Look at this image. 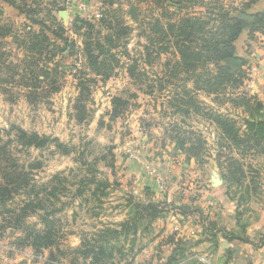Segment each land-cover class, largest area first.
I'll return each mask as SVG.
<instances>
[{"label": "rangeland", "instance_id": "rangeland-1", "mask_svg": "<svg viewBox=\"0 0 264 264\" xmlns=\"http://www.w3.org/2000/svg\"><path fill=\"white\" fill-rule=\"evenodd\" d=\"M106 1L86 0L87 14L80 17L75 13L76 19L97 21L109 9L103 5ZM156 1L160 3L114 0L117 13L104 19L129 32L117 39L112 54L119 63L110 60L113 68L105 76H97L89 68L83 39L75 34L76 19L63 23L66 18L59 15L73 14L66 6L71 0H13V5H0L1 144L8 143L11 157L26 171L40 165L29 171L36 185L50 184L56 175L66 179L53 183L57 198L47 204L54 210L49 219L58 233L56 247L37 253L20 244L25 231L2 229L8 215L0 207V264H86L82 258L74 263L78 256L71 251L84 237L105 228L118 229L123 222L132 224L137 203H155L157 217L150 221L147 213H138L136 235L129 232L111 241L122 251L115 255L117 264H216L210 255L217 251L218 239L248 241L246 227L250 224L260 228L253 238L255 245L264 242V157L237 151L230 154L210 114L227 116L244 130L242 121L248 114L229 99L245 96L264 105V34L249 36L246 28L234 43V60L242 62L234 71L243 73L242 86L217 94L196 91L190 74L175 73L174 64L180 58L174 40L156 32L155 21L166 29L169 22L186 16L203 18L211 9L240 8L245 1L192 0L193 6L176 14L171 0ZM132 6L134 17L129 13ZM46 9L56 23L50 22ZM209 25L207 30L216 32L214 25ZM105 28L103 25V34H111ZM7 31H13L14 36H7ZM39 32L73 38L74 47L54 56L52 48L41 55L27 52ZM49 38L58 49L63 47L54 35ZM46 68L49 78L40 73ZM27 69L37 75V82L24 73ZM80 82L85 83L84 97L78 100ZM114 97L127 102L116 118L111 116ZM13 128L46 136L50 142L40 149L21 147L15 142ZM173 137L186 138V147L200 146L199 157L187 159L175 149ZM55 139L68 154L56 147ZM229 155L244 164L245 178L239 184L226 181L219 168ZM161 156L165 161L162 170L158 167ZM149 168L156 169L165 182L164 191L147 176ZM144 177L149 179L147 183L136 184L137 178ZM40 212L27 217L22 226L42 230ZM191 238L193 243L207 239L210 246L189 245ZM225 254L231 253L226 250Z\"/></svg>", "mask_w": 264, "mask_h": 264}, {"label": "trees", "instance_id": "trees-1", "mask_svg": "<svg viewBox=\"0 0 264 264\" xmlns=\"http://www.w3.org/2000/svg\"><path fill=\"white\" fill-rule=\"evenodd\" d=\"M244 1L240 8L229 10L221 8L219 11L211 9L207 11L206 16L203 18L186 16L179 19L176 23L169 22L166 24V29H164L159 20L155 21L153 29L156 32H161V34L165 33L169 35L168 37L174 40V49L180 58V61L174 64L175 73L177 74L181 70L190 74L194 78V89L196 91L203 90L207 94H217L219 92L225 93L227 88L236 89L242 86L243 73L234 71L226 64L227 60L235 59L234 43L246 28L249 30V36L255 33L264 34V12L256 14L255 20L251 24H246L239 18V15L245 14L251 5L256 2V0ZM155 2L156 5L160 3L156 0ZM171 3V6L176 9L175 14L182 10L183 7L188 8L195 4L192 0H171ZM114 4V0L104 2L103 5H106L109 9L103 11L101 18L97 21H94L91 17L88 19L77 18L74 21L75 34L83 39L82 45L89 61V68L97 76H105L106 73L112 71L113 67L108 64L110 60L111 62L115 61V65H118L119 62L114 60L115 55L112 54V51L116 47L115 43L119 36L123 34L127 35L129 32L127 28L120 27L119 24H116L114 27L111 26L104 19L105 16L112 17L117 13V10H114ZM211 23L214 25L216 32L207 30ZM103 25L106 26L105 31H111V34H103ZM9 33V31L6 32V34ZM51 35H54L59 41L63 42L62 48L58 49L57 46L55 47L51 43V39L49 38ZM50 36L45 32H39L32 39V42H35L28 44L29 46L26 48L27 52L41 55L44 50L49 51L52 48L54 52L52 56H54L56 52L63 53L68 46L69 48L74 47L73 41L70 42L68 38L59 33L51 32ZM20 45L25 46L26 44L20 43ZM210 66L213 69H210ZM134 69L135 66L130 68L132 71ZM49 71L46 68L45 71H41L40 73L44 78H49ZM27 72L36 81L37 75H34L32 70L28 71L27 69L24 71V73ZM196 81L199 82L196 83ZM54 82L52 81V83ZM86 82L90 81L86 80ZM84 84L80 82L78 85L80 92L78 100L84 97L82 90L83 86H85ZM252 99H246L245 96L238 99L237 97L236 99L235 97L229 99L236 107H242L243 111L248 114V117L242 121L244 130H241V127L237 126L236 122L227 116L210 114L214 123L220 129L222 137L228 144L227 149H229V153L237 151V153H245L246 155L253 153L264 157V105L256 100L251 102ZM192 103L194 107L195 102L192 101ZM111 106V116L116 118L120 115V111L127 106V102L121 97H114L112 98ZM12 131L16 144L24 148L40 149L50 142V139L46 136L28 133L20 128H13ZM185 139L173 137L171 140L175 143V149L184 153L187 159L199 157L202 148L194 145L186 147L187 141ZM53 142L57 148L63 149V153H69L66 147L59 143L58 140L55 139ZM8 146V143L1 144L0 140V207L4 209L3 214L8 215L3 220L7 225H3L1 228L12 227L23 229L25 236L19 239L20 244L33 248L37 253L42 252L44 249L56 247L58 233L53 221L49 219L54 210L51 209V205H49L51 208H47V204L50 200L57 198V188L53 187V183L66 179H62L56 175L52 178V183L36 185L33 179L30 178L31 173L29 171L39 168L40 165L35 164L29 171H26L24 167L19 166L11 157ZM219 168L222 169L223 178L230 183L239 184L245 178L242 160L232 155L227 156L226 162L222 165L219 164ZM17 196H23L24 199L22 201L16 200ZM134 206L136 214L131 221L132 224L123 222L119 224L118 229L105 228L91 237H84L80 246L71 251L75 256H78L73 259V262L76 263L82 258V261L86 264H117L115 255H120L122 251L121 248L111 244V241H118L119 238L129 232L136 235L138 213H147L151 219L150 221L157 217L158 206L155 203H137ZM40 211H42V214L39 216L41 223H43L42 230L22 226L25 224L27 217L32 214L38 215V213H41ZM144 217L142 216V218ZM165 244H168V242H165ZM185 245L188 244L186 243ZM57 251L60 252L59 249ZM168 259L169 262L172 261L171 258Z\"/></svg>", "mask_w": 264, "mask_h": 264}, {"label": "crops", "instance_id": "crops-1", "mask_svg": "<svg viewBox=\"0 0 264 264\" xmlns=\"http://www.w3.org/2000/svg\"><path fill=\"white\" fill-rule=\"evenodd\" d=\"M4 1L0 0V5H2V7H6L8 5L9 6L13 5V0H4ZM90 5H91V1H90ZM50 12H51L50 10H47L46 16H48V18L50 19V22L56 23L55 18H53V14L49 15L52 13V12L51 13ZM263 12H264V0H256V2L253 5H251L250 9L245 14H250V15L254 16L258 13H263ZM59 15H61L62 18H66V21H63V23L68 22V20L72 21V19L73 20L76 19V14H74V13L73 14L67 13V15H63L61 13ZM46 20H48V19H46ZM60 21H62V19H59V22ZM244 32H246V30L245 31L243 30L241 35H243ZM13 34H14V32L12 31L11 33H9V35L7 34V36H9L11 38L12 36H14ZM68 39L71 41L73 38L68 37ZM57 66L58 65H56V67ZM159 162H160V166H158L159 169H161V170L164 169V167H165L164 162L165 161H164V158H162V156L159 159ZM143 180H145L146 183H147V181H149V179H147L146 177H144L142 180H139L137 178L136 184L137 183L140 184ZM184 229H186L185 231H188V227L187 228L184 227ZM258 229H260V228H258L257 226L251 227V224L248 227H246V231H247L246 237L249 238L248 239L249 242L244 240V238H242V239L236 238L234 241L230 242V241H226L224 238L220 237L218 239L217 251L212 253V255H210V258L213 257V260L216 262V264H264V242L259 246H256L255 242H253V238H255L256 233L259 232ZM250 232L252 233V235L250 234ZM237 240H240V241H237ZM189 245H192L194 247H196V246L209 247L210 241H208L207 239H201V240H197L196 243H193L192 238H191ZM226 250H228L231 254H229V255L225 254ZM213 254H215V255H213Z\"/></svg>", "mask_w": 264, "mask_h": 264}, {"label": "built area", "instance_id": "built-area-1", "mask_svg": "<svg viewBox=\"0 0 264 264\" xmlns=\"http://www.w3.org/2000/svg\"><path fill=\"white\" fill-rule=\"evenodd\" d=\"M66 6L72 10V12L75 14H78L80 16L86 15L88 11V6L86 0H71V3H67ZM135 160H139L137 156H133ZM147 176L151 178L153 183L155 184L156 188L159 189V191H164L165 182L158 174L157 170L154 168H149L147 171Z\"/></svg>", "mask_w": 264, "mask_h": 264}, {"label": "water", "instance_id": "water-1", "mask_svg": "<svg viewBox=\"0 0 264 264\" xmlns=\"http://www.w3.org/2000/svg\"><path fill=\"white\" fill-rule=\"evenodd\" d=\"M133 17L135 16V13H134V8L133 6L130 8V12H129ZM63 15H65V13H62ZM239 18L244 21L245 23L247 24H251L253 23L254 21V17L253 16H249L247 14H241L239 16ZM227 66L230 67L231 69L233 70H237V69H240L241 66H242V62L239 61V60H234V59H229L227 60L226 62ZM217 185V182L216 181H213V186H216Z\"/></svg>", "mask_w": 264, "mask_h": 264}]
</instances>
